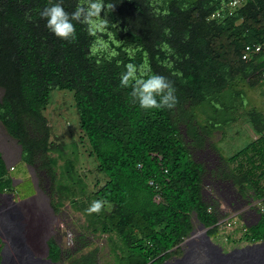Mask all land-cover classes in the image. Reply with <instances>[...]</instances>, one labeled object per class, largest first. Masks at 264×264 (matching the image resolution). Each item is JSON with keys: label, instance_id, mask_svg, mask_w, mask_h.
<instances>
[{"label": "trees", "instance_id": "1", "mask_svg": "<svg viewBox=\"0 0 264 264\" xmlns=\"http://www.w3.org/2000/svg\"><path fill=\"white\" fill-rule=\"evenodd\" d=\"M236 1L112 0L114 11L102 7L98 18L90 15L97 0H0V87L5 91L0 121L22 147L26 164L40 157L55 178V167L64 161L57 206L66 200L75 206L102 202L88 227L109 237L116 264H163L180 257L194 215L212 239L228 232L218 224V208L204 199L205 167L194 158L181 126L201 139L200 128L210 134L221 127L211 119L218 124L219 113L235 111L230 104L247 106V85L264 83V50L243 58L248 45L264 46V0ZM54 4L74 26L63 40L39 15ZM105 19L112 25L107 32L99 26ZM130 63L140 69L133 76L155 72L169 79L178 101L172 109L139 107L133 76L121 84ZM57 89L75 94L89 154L104 178L89 196L77 168V143L69 153L65 142L51 140L44 109ZM156 99L159 103L161 97ZM200 113L207 114V124ZM249 116L257 136L228 163L243 191L252 190L264 203V113L253 108ZM10 191L14 179L0 152V192ZM243 227L246 245L264 241V210L256 225ZM239 232L226 240L238 246ZM48 245L49 259L60 262L61 246L53 239ZM97 253L70 255L71 264H98Z\"/></svg>", "mask_w": 264, "mask_h": 264}, {"label": "rangeland", "instance_id": "2", "mask_svg": "<svg viewBox=\"0 0 264 264\" xmlns=\"http://www.w3.org/2000/svg\"><path fill=\"white\" fill-rule=\"evenodd\" d=\"M244 90L247 106L241 105L240 101L236 105L230 104L236 107L233 113L228 115L226 112L219 113L222 114V118L218 124L215 120H210L211 124L221 126L212 133L208 134L200 128L202 138L196 139L188 132L185 125L181 127L194 158L205 167L203 181L205 201L218 208L221 219L231 216L233 219L238 218L239 224L247 223L249 226H254L258 223L264 203L256 198L252 190L243 191L244 188H241L228 163L230 157L246 148L257 136L249 111L257 108L264 113V83H256L253 87L247 85ZM4 92L0 87V99L4 96ZM44 113L51 126L52 141L65 142L70 146L67 150L69 153L73 152V144L77 143L79 153L77 168L86 183L85 192L89 196L97 189L98 180L104 182V178L98 174L96 161L89 154V144L79 123L75 94L67 90H54ZM225 117H228V120H224ZM206 119L207 114L200 113L199 120L203 124H207ZM0 152L11 170L14 191L10 192L18 202V211L23 216L20 222L25 224L28 233L27 244L33 246L38 254H35V257L48 259V242L53 239L64 252L63 259L56 264H71L72 257H81L94 250H98V264H116L109 237L94 233V230L88 227L92 219L91 213L87 212L91 206L89 200L77 206L66 200L62 207L57 206L58 182L64 171L63 160H60L59 165L55 167V178L48 169L43 168L40 157L34 164H26L22 160V147L1 121ZM82 196L80 192V198ZM241 215L245 221H239ZM193 223V231L196 233L204 230L196 215L193 216ZM227 231H219L220 237H213V240L226 251L237 247L235 243L226 240V236H230V230ZM237 237L241 238L239 247L247 244L243 232ZM8 252L16 259L10 244Z\"/></svg>", "mask_w": 264, "mask_h": 264}, {"label": "bare ground", "instance_id": "3", "mask_svg": "<svg viewBox=\"0 0 264 264\" xmlns=\"http://www.w3.org/2000/svg\"><path fill=\"white\" fill-rule=\"evenodd\" d=\"M18 210V202L13 198L12 192H0V240L2 242L0 264H56L52 259L35 257V254H38L33 246L27 244L28 233L25 224L20 222L23 216ZM259 216L260 219L261 214ZM243 220L241 215L239 221ZM244 225L251 226L247 223ZM201 228L204 230L199 233L192 231L190 237L184 242L183 255L167 260L163 264H264V241L242 247H238L240 245L238 244L235 249L225 251L224 247L213 241L205 225L202 224ZM236 230L240 231L238 234L240 236L242 228L239 227ZM236 230L230 231V234ZM237 236L234 238L239 240ZM9 244L15 252L16 259L8 252Z\"/></svg>", "mask_w": 264, "mask_h": 264}, {"label": "clouds", "instance_id": "4", "mask_svg": "<svg viewBox=\"0 0 264 264\" xmlns=\"http://www.w3.org/2000/svg\"><path fill=\"white\" fill-rule=\"evenodd\" d=\"M106 8L108 13H111L115 9V5L112 0H108L106 4L102 0H97V3L92 4V8L95 10L90 15H95L99 18V12L101 8ZM40 17L46 21V28L48 31L60 40L67 38V36L74 31V26L68 22V14L64 8L59 4L46 5L39 13ZM101 28L106 32L112 25L108 19L100 21ZM129 71L127 75L121 79V84L129 83L128 77L133 76V73L140 71L139 67H134L131 63L127 65ZM135 84L139 87H134L133 96L139 94V107L143 110L157 109L163 110L165 106L168 109H172L178 102L172 93L175 88L170 84L169 79L159 73H145L144 75L133 76ZM167 89V93L164 94V90ZM163 94V95H162ZM161 97L159 103L156 97ZM172 101V103H169ZM102 207V202L97 200L87 209L88 213L99 212ZM264 210V208H263ZM238 219V218H237ZM241 225L237 228H239ZM236 230V229H235ZM242 232V231H241Z\"/></svg>", "mask_w": 264, "mask_h": 264}, {"label": "built area", "instance_id": "5", "mask_svg": "<svg viewBox=\"0 0 264 264\" xmlns=\"http://www.w3.org/2000/svg\"><path fill=\"white\" fill-rule=\"evenodd\" d=\"M239 4H241V1L237 0L235 2V5H239ZM263 50H264V46H262V45H248L246 47V52H245L243 58L249 59L250 55L260 53ZM218 224L220 225L221 229L230 230V231H234L239 226L238 219H233V217H231V216L226 217L224 219H220ZM241 227L245 228V227H243V225Z\"/></svg>", "mask_w": 264, "mask_h": 264}]
</instances>
